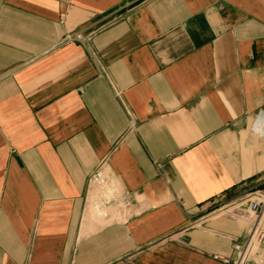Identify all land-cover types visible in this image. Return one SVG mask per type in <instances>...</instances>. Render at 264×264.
Listing matches in <instances>:
<instances>
[{
	"label": "crops",
	"instance_id": "crops-1",
	"mask_svg": "<svg viewBox=\"0 0 264 264\" xmlns=\"http://www.w3.org/2000/svg\"><path fill=\"white\" fill-rule=\"evenodd\" d=\"M255 190L264 0H0V264H228Z\"/></svg>",
	"mask_w": 264,
	"mask_h": 264
},
{
	"label": "built area",
	"instance_id": "built-area-1",
	"mask_svg": "<svg viewBox=\"0 0 264 264\" xmlns=\"http://www.w3.org/2000/svg\"><path fill=\"white\" fill-rule=\"evenodd\" d=\"M89 207L95 215L107 218L112 207L129 206L127 193H123L105 167V161L93 171L89 183ZM252 222L247 239L235 246L237 255L228 264H264V190H255L246 195Z\"/></svg>",
	"mask_w": 264,
	"mask_h": 264
}]
</instances>
